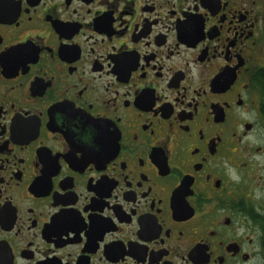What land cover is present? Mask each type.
<instances>
[{"label": "flooded vegetation", "instance_id": "af4514ba", "mask_svg": "<svg viewBox=\"0 0 264 264\" xmlns=\"http://www.w3.org/2000/svg\"><path fill=\"white\" fill-rule=\"evenodd\" d=\"M0 264H264V0H0Z\"/></svg>", "mask_w": 264, "mask_h": 264}]
</instances>
